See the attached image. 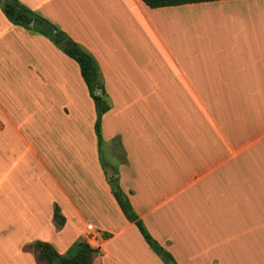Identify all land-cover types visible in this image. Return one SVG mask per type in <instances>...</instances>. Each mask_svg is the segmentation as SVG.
Returning a JSON list of instances; mask_svg holds the SVG:
<instances>
[{"label":"crops","instance_id":"crops-1","mask_svg":"<svg viewBox=\"0 0 264 264\" xmlns=\"http://www.w3.org/2000/svg\"><path fill=\"white\" fill-rule=\"evenodd\" d=\"M17 1L95 60L109 101L101 140L109 159L114 142L122 157L110 174L149 235L177 264H264V0ZM191 14L211 24L168 30ZM52 113L81 121L58 161L30 140L37 114ZM93 122L76 63L0 11V201L17 207L0 240L22 230L0 264H38L36 240L58 254L84 240L99 251L92 264H162L110 193ZM29 186L34 205H20Z\"/></svg>","mask_w":264,"mask_h":264},{"label":"trees","instance_id":"trees-1","mask_svg":"<svg viewBox=\"0 0 264 264\" xmlns=\"http://www.w3.org/2000/svg\"><path fill=\"white\" fill-rule=\"evenodd\" d=\"M140 1L148 8H160L216 0ZM0 11L9 23L43 36L54 47L76 63L79 75L93 105V132L96 140L97 152L99 154V149L102 143L100 121L101 116L109 109V101L104 91L99 68L93 57L73 42L62 31L57 29L44 18L22 6L17 0H0ZM30 21L33 22L32 27L28 26ZM101 168L109 186L110 193L125 220L136 228L143 242L162 264H177L171 255L149 235L142 222L131 208L127 197L120 190L118 186V178L107 173V166H105L102 161ZM52 222L55 228H59L63 224V218L59 214L56 206H54L52 210ZM102 236L103 238H107L109 235L103 234ZM28 248L34 253L38 264H92L93 258L99 254L97 248L90 247L84 240H75L63 254H58L49 244L37 240L33 241Z\"/></svg>","mask_w":264,"mask_h":264},{"label":"rangeland","instance_id":"rangeland-1","mask_svg":"<svg viewBox=\"0 0 264 264\" xmlns=\"http://www.w3.org/2000/svg\"><path fill=\"white\" fill-rule=\"evenodd\" d=\"M211 24L210 21L207 19H204L202 17L189 15L188 17L181 18L178 22H169L168 30L169 31H203L204 28L209 26ZM178 26V29H177ZM173 27V29H172ZM264 25L262 24V28ZM86 89V88H85ZM69 105H71V108L81 109V102L78 100L69 101ZM70 108V107H69ZM91 111H89L90 113ZM85 118H87V112L86 107L84 110ZM94 114V111H93ZM80 119L73 117L72 119L66 121L65 118L61 119L57 114L52 113L51 117L39 116L37 114V118L35 119L34 123H32L33 131L32 133L34 135L30 134V140L33 139L36 146L44 145V148L36 147L37 154L41 153H48V147L50 145L52 154H53V161H58L60 159V148L63 144L66 146L75 145L76 143V129L80 127ZM103 147H100L99 151V157L100 160H102V163L106 164L107 167V173H112L111 171L116 170L118 162L121 161V151L117 147L116 143L114 142L111 154L112 159H109V152L105 148L103 142L101 143ZM34 171L29 166L22 165L21 166V175L25 177V179L29 178H35L33 177ZM53 171V175H54ZM113 176V175H112ZM36 179V178H35ZM34 180V179H33ZM25 183H27L25 181ZM23 185V183H22ZM34 191L31 186H29L24 192H22L18 197V202H20V205H27L32 206L34 205ZM15 202H12L9 200V204L5 201H0V228L4 229L6 224H9L8 226L12 227L13 224L11 222L15 219L16 214L14 215V211L12 213V208L15 207ZM26 214V213H23ZM0 229V236L3 234L2 230ZM22 230H16L15 233L12 231V229H8L3 237H8L9 242L7 241L3 243L0 240V255L7 256V254H14L13 248L16 245L18 237L21 236ZM1 237V238H3ZM10 256V255H8ZM42 264V263H40Z\"/></svg>","mask_w":264,"mask_h":264},{"label":"built area","instance_id":"built-area-1","mask_svg":"<svg viewBox=\"0 0 264 264\" xmlns=\"http://www.w3.org/2000/svg\"><path fill=\"white\" fill-rule=\"evenodd\" d=\"M90 228H91L90 225H86V230L87 231H90Z\"/></svg>","mask_w":264,"mask_h":264},{"label":"water","instance_id":"water-1","mask_svg":"<svg viewBox=\"0 0 264 264\" xmlns=\"http://www.w3.org/2000/svg\"><path fill=\"white\" fill-rule=\"evenodd\" d=\"M29 27H32L33 26V22L30 21L29 24H28Z\"/></svg>","mask_w":264,"mask_h":264}]
</instances>
